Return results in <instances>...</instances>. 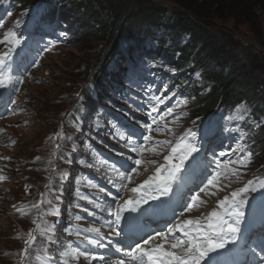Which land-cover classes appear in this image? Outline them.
<instances>
[{"label":"rangeland","instance_id":"1","mask_svg":"<svg viewBox=\"0 0 264 264\" xmlns=\"http://www.w3.org/2000/svg\"><path fill=\"white\" fill-rule=\"evenodd\" d=\"M76 1L79 3L80 0ZM144 1L145 5L153 3L167 8V18H164V21L170 19L171 16L175 17L174 14H177V18L181 17L182 20L188 18L196 22L207 33L200 35L198 37L200 41L195 43L192 40L197 39L196 33L193 31L188 32L189 30L186 28H182L183 31L180 32H177V28H175L172 33L155 31L153 37L149 35L148 26L140 27L141 29L137 28L139 34H136L135 41L138 44L130 40L127 41V47L132 49L135 47L139 51L145 48L146 53L143 60L136 65H131L130 61L125 59L115 60L117 53L111 51L122 43L123 39L119 38L123 36L119 35V32L122 28L129 27L126 26L129 15L133 12H139V0H133L135 5L123 10L120 26L114 28L110 40L104 42L84 40L82 34L78 36L70 28L61 26V21L45 18L46 0H36L34 3L27 4H35L27 7V11L23 8L21 10L13 8L10 0H0V23L3 24L1 28L4 29L2 36L8 31L15 30L18 34H23L25 40L30 37L33 41L37 39L48 45L49 42H53L52 37L55 36L58 42L52 52H39L37 54L36 48L30 49L27 54V64L35 67L32 62L36 61L39 67H35L28 72L32 79L27 84L23 92L24 96L21 98V103L24 104L22 106L23 112L14 115L9 121L14 125L4 123L5 129H8L15 138L19 139V142L7 155L11 160L17 161L18 166L15 163H10L11 170L7 176L10 183L4 191V183L0 185V210L2 211V215H0V264H12L11 258L16 260L21 258L18 257L19 255H12V251L20 248V245H25L37 209L30 207L35 203L33 202L32 184L30 182L39 183L43 178L41 173L47 174L53 170L60 172L62 177L64 174L63 168L68 167L69 161L79 158L76 151L77 141H75L72 120L75 115V119L80 117L79 114H73L78 111L83 113V108L81 107L82 102L78 104L75 100L81 95L92 96L93 90H91V87L95 85L94 81L103 72L118 73L117 78L120 79V82L114 83L113 78H111L106 86L101 87L103 91L109 93L107 94L108 98L110 94L114 96L116 92H120L117 98L121 99V102H131L130 96L137 100L131 94L137 91L138 87L128 79L132 76L130 70L135 66L136 72L143 70L147 77L161 83L155 84L158 89L157 93H160L161 85L163 87L166 85L167 89L170 88L173 93L178 95V102L186 99L187 106L178 108L182 111V118L175 125L178 134L188 128H195L192 121L193 117L194 119L203 120L201 107L198 106L195 98L183 94L185 88L182 86L185 84L188 90L193 89L200 97H206L209 87L208 83L204 81L205 78L200 76V72L202 71L205 74L218 65L216 66L213 58L210 59L209 63L200 60L203 64L200 68L194 70L199 72L192 77L188 76V66H176L173 63L172 58L174 56L172 52L174 47H185L186 49L193 47L195 48L193 51L195 57L199 55L197 54L200 52L198 50L203 48V45L212 46L217 52L227 47V55H230L232 61L237 62L236 67L239 74L236 75L235 81H240L243 78L249 87L252 84H264V71L253 73V66H251L252 57H256L264 66V0ZM52 2L56 7L60 5L67 6L70 3L72 10H75V13H78L81 17V29H83L84 19L79 10L74 9L73 0H52ZM179 3L188 5L192 11L183 8ZM69 19L72 20V18ZM106 20L108 23L109 20ZM161 21L163 23V18H161ZM188 35H190L189 40ZM163 38L166 43L160 47V40ZM1 49L4 50V47ZM157 54H160L159 57ZM222 61L221 65L223 66L219 65V67L228 69L227 57L226 59L223 58ZM195 63L198 64L199 60L195 59ZM159 65L168 70L167 76L156 70ZM127 76L129 77L127 78ZM180 90H182L183 95L179 92ZM251 96L259 99L260 95L255 96L252 94L248 95L247 98ZM138 101L140 102V100ZM259 101L261 102V99ZM242 106V116L240 118H235L237 115L236 110L231 114L222 112L210 124V127L230 133L234 137L235 152L239 151L242 154L241 150L249 152L251 149L252 156L250 161H246L247 167L241 168V179L235 184L236 188L242 187L248 180L259 181L264 179V166H262L264 165V144L262 147L257 148L252 146L249 148L248 146V143L252 141H262L264 139L263 133L252 136L247 133L248 126L239 127L245 119L252 121L249 117V108L246 104ZM225 107L229 106L225 105ZM101 113L102 111L100 115ZM64 117L65 120L69 119L66 128L62 119ZM229 117H233V119H229ZM97 120V117H95L92 122L96 123ZM61 132L64 134L65 139H57L58 134ZM57 144L60 145L58 150L56 148ZM259 153L261 155L258 158L256 155H259ZM31 166L33 167L32 170H28ZM74 171L81 173L79 177H76L75 182L84 181L82 172L76 169ZM73 179L74 176H68L67 179V185L69 184L68 187L70 188L67 191L71 197H74V191L70 187L73 184ZM26 182L27 188L25 189ZM76 199L70 201L73 214L78 211L75 208ZM68 206L65 211H67ZM17 209H23L27 214H22ZM81 211L84 212V210ZM72 213L70 218L72 216L74 218ZM52 216L58 217V215ZM60 222L58 232L64 231L62 225L63 227L66 225L65 220L61 219ZM38 243L39 239L37 238V247ZM36 246L34 247L39 256L43 255L42 251ZM30 252L33 253V250L30 249Z\"/></svg>","mask_w":264,"mask_h":264},{"label":"snow or ice","instance_id":"2","mask_svg":"<svg viewBox=\"0 0 264 264\" xmlns=\"http://www.w3.org/2000/svg\"><path fill=\"white\" fill-rule=\"evenodd\" d=\"M0 27H3L2 23ZM0 45L4 46V50L0 51V89L11 88L19 92L18 85L23 84V79L16 71L17 58L25 56V37L15 30L8 31L0 38ZM54 47L55 42H49L40 49L37 42L36 51L37 54L40 51L50 52ZM32 63L39 67L36 61ZM130 71L132 76L129 80L135 83V66ZM164 88L167 90L166 85ZM164 103L165 98L160 95L149 96L147 108L141 109L147 119L138 121L140 128H127L117 123L114 131L109 133L126 149L125 152L114 150L120 159L110 161L105 158L102 161L111 190L89 180L88 184L105 193V198L80 197L98 210L99 214L83 209L89 216L96 218L99 226L77 229L75 233L65 228L69 236L75 234L80 237L81 243L75 247L69 244L60 249L61 264H67L64 258L79 261L81 257L89 262L95 260L104 264H224L221 257L226 254L225 250H229L230 245L237 246L242 240V225L245 224L250 194L259 192V199L264 200V179L248 180L242 187L217 199L216 206L206 215L194 219L185 217L206 203L201 194L217 196L230 188L231 182L240 175L238 168L233 165L247 167L245 162L250 161L252 153L241 150L242 154L237 158L231 152L209 148L194 128L178 134L175 125L182 114L176 113V108L186 107L187 100H181L160 111ZM242 109L243 106L236 109L235 118L242 116ZM160 136L166 138L158 139ZM57 139H65L64 134L59 133ZM12 143L15 144V141ZM56 148L58 150L60 145L57 144ZM226 156L228 159H223ZM89 166L96 167L95 164ZM145 173L150 174L137 183L134 177L138 178ZM189 184L193 186L188 187ZM42 204L43 194L41 200L30 207L40 208ZM48 204L51 205L52 201L49 200ZM17 211L27 214L23 209ZM47 215L58 213L42 209L39 217L42 223L33 219L35 229L27 234L21 253L25 260L30 258V249L33 253L36 251V232L46 244L58 243L54 239L55 226L44 219ZM161 216L164 218L163 226L151 228V223ZM76 219L84 218L78 216ZM102 228L107 230V235L101 231ZM154 241L159 243L153 246ZM84 244L97 249L111 248L121 255L115 259H106L104 255L87 251ZM248 250L253 254V264H264V244L251 246ZM55 259L52 257L42 264H55Z\"/></svg>","mask_w":264,"mask_h":264},{"label":"trees","instance_id":"3","mask_svg":"<svg viewBox=\"0 0 264 264\" xmlns=\"http://www.w3.org/2000/svg\"><path fill=\"white\" fill-rule=\"evenodd\" d=\"M35 1L36 0H17V2L21 4L22 7H27V4L34 3ZM18 3L15 4L19 5ZM138 3V5H140L139 12H133L129 15L126 23V26L129 27L125 29L122 28V30L119 32V35H122L123 37L119 39H124V41H135L137 38L136 34H139L137 28L148 26L147 29H149V27L151 28L153 26H158L161 23V18L164 20V18L167 17V8L153 3L145 5L144 0H139ZM73 4L74 9L79 10L80 15L84 19L83 29H81V17H79L78 13H75V10H72V7L69 9V11H67V13L72 19L76 20L80 28L79 32L84 37V40H90V42L109 41L112 34L114 33V28H117L120 23L123 10L129 9L128 7L135 5L133 0H80L79 3L76 0H73ZM179 4L183 8L192 11L188 5H184L183 3ZM174 15L175 17L171 16L170 19L165 20L168 22V27L172 31L175 28H177V32L183 31L182 28L188 29V32L193 31L197 36V39L192 40L195 43L200 41L198 38L200 35L207 33V31L204 28L199 27L196 22H193L188 18L182 20L181 17L177 18V14ZM106 19L109 20L108 23ZM117 48H120V45ZM117 48H113L111 52H116ZM176 48L181 53L178 61L179 64L187 65L189 63L190 56L194 53L193 51L195 48ZM227 49L228 48L225 47L222 49V51L220 50L217 52L212 46L203 45V48L198 50L200 51L197 53L199 55L195 57V59L199 60V62H201L200 60H204L206 63H209L210 59L213 58L216 62V66L218 65L217 67L214 66L213 69L207 73L208 78L213 82L212 90L208 96L199 102V104H201L202 113L205 115L211 113L219 106L226 105L232 107L241 102L242 99L247 98L248 95L252 94L255 96L259 94V99H261V102L264 103V84H252V86L249 87L246 83V80L243 78H241L240 81H235L236 75L239 74L236 67L237 62L235 63L232 61L230 55H227ZM226 57L229 67L228 69H222L219 67V65L223 66L221 65V62H223V58L226 59ZM251 66H253V73L264 71V66L256 57H252ZM240 74L242 75L243 73ZM250 98L257 99L253 96ZM262 133L264 138V130ZM257 143H255V145ZM263 144L264 139L262 140L261 145L263 146Z\"/></svg>","mask_w":264,"mask_h":264},{"label":"bare ground","instance_id":"4","mask_svg":"<svg viewBox=\"0 0 264 264\" xmlns=\"http://www.w3.org/2000/svg\"><path fill=\"white\" fill-rule=\"evenodd\" d=\"M24 232H25V230H24ZM7 236V235H6ZM9 236V235H8Z\"/></svg>","mask_w":264,"mask_h":264}]
</instances>
